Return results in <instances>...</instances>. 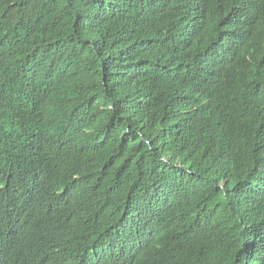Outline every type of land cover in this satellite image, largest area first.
I'll return each mask as SVG.
<instances>
[{
    "label": "trees",
    "instance_id": "obj_1",
    "mask_svg": "<svg viewBox=\"0 0 264 264\" xmlns=\"http://www.w3.org/2000/svg\"><path fill=\"white\" fill-rule=\"evenodd\" d=\"M0 264H264V0H0Z\"/></svg>",
    "mask_w": 264,
    "mask_h": 264
}]
</instances>
